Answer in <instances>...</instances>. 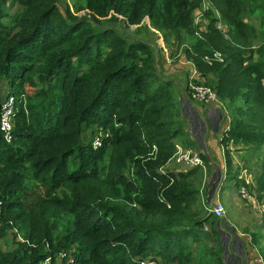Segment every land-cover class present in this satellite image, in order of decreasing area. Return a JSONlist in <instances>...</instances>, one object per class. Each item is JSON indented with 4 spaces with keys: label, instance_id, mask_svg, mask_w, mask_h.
<instances>
[{
    "label": "trees",
    "instance_id": "16d2710c",
    "mask_svg": "<svg viewBox=\"0 0 264 264\" xmlns=\"http://www.w3.org/2000/svg\"><path fill=\"white\" fill-rule=\"evenodd\" d=\"M245 11L264 31V0H0V264H41L59 250L75 264H194L197 228L216 216L192 209L200 192L188 178L201 166L166 168L187 136L182 100L152 45L115 26L147 18L165 41L189 37L188 58L235 114L221 142L264 150V42L248 48Z\"/></svg>",
    "mask_w": 264,
    "mask_h": 264
},
{
    "label": "rangeland",
    "instance_id": "374dc122",
    "mask_svg": "<svg viewBox=\"0 0 264 264\" xmlns=\"http://www.w3.org/2000/svg\"><path fill=\"white\" fill-rule=\"evenodd\" d=\"M63 2L65 4V0ZM242 17L253 29L249 32L247 39L248 48L257 50L264 42V31H261L260 25L263 20L260 16L247 11L242 14ZM199 21L201 35L207 30L208 20L202 16L200 18L196 16L195 22ZM115 27L131 39H140L152 45L159 73L175 82L173 86L175 96L177 100L179 97L182 102L184 100L181 104L182 109L188 113H195L194 107L198 109L195 103L202 109L204 122L201 121V123L207 128L206 141L211 138V146L204 150L207 144L203 143L200 136L199 141L191 139L189 142L184 136L176 138L175 141H183L187 145L184 147H191L210 158L209 162L203 159L201 168H197L188 178L193 187L200 192V197L195 201L192 209L200 211L205 216L214 213L210 210L214 200L208 191L218 186L217 188L220 191L223 189L222 192H224L221 199L225 203V212L219 218L212 217L210 223L197 228L199 240L191 243L194 251V264H212V259L220 254H223L225 258L224 264H264V150H259L254 143L247 145L232 141L225 146L221 142L223 132L230 127L235 114L232 113V107L219 99L207 105L192 98L187 83L194 64L185 52L190 42L189 37L185 36L182 42L173 37L170 41H165L162 32L155 28L147 18L138 26L130 25L129 27L118 23ZM214 53L216 58L221 56L220 51ZM257 57L258 55L255 56L256 59ZM208 82L211 81L208 80ZM2 85L5 90V83L2 82ZM213 107H219L220 110H209ZM208 113L210 119H208ZM182 115L184 118L183 113ZM261 123H263V118L258 121L259 125ZM215 129L221 131L220 137H216ZM90 134L91 130L88 129L84 134L85 141L90 140ZM171 165L167 163L166 167L174 168L173 170L177 168ZM241 180L245 181V185L240 183ZM212 209H214V204ZM9 239L12 240L10 237ZM6 240L1 242L2 249L4 251L13 250L16 246L14 240L8 241V237ZM72 248L74 249L75 246Z\"/></svg>",
    "mask_w": 264,
    "mask_h": 264
},
{
    "label": "built area",
    "instance_id": "2783aa9c",
    "mask_svg": "<svg viewBox=\"0 0 264 264\" xmlns=\"http://www.w3.org/2000/svg\"><path fill=\"white\" fill-rule=\"evenodd\" d=\"M207 8V6H203V10H197L196 16L200 18L203 15V11ZM221 27V26H220ZM187 88L190 90V94L194 100L200 101V103L212 104L211 102H215L218 100V96L215 90L206 85L204 79L199 72V70L193 65L191 68L190 75L188 77ZM16 112L15 107V99L13 96H8L5 101L2 103V113H1V128L5 132V135L8 139L11 137V130L13 125V116ZM104 131H99L94 139L93 145L94 147H98L101 145L102 137L104 136ZM177 151L174 156L169 161V165L172 167H176L175 171H186L195 166L203 165V158L199 151L191 148L184 147L179 143L176 144ZM167 168V167H166ZM165 168V169H166ZM173 170V169H171ZM167 171V169L165 170ZM244 188V187H243ZM214 204V209H212V205ZM215 216L219 218L225 212V204L219 200H214L211 203V209ZM19 239L24 241V239L19 235ZM257 256V255H256ZM255 256V257H256ZM76 260L73 256L72 251L68 253L64 252V250H59L58 253L51 254L46 256L41 264H75ZM142 264H157L156 261H143Z\"/></svg>",
    "mask_w": 264,
    "mask_h": 264
},
{
    "label": "crops",
    "instance_id": "0c3cea01",
    "mask_svg": "<svg viewBox=\"0 0 264 264\" xmlns=\"http://www.w3.org/2000/svg\"><path fill=\"white\" fill-rule=\"evenodd\" d=\"M184 103V100L182 102V104ZM198 109L195 108V113L190 112L188 113L185 109H183V114H184V118H182V126L183 129L185 130V132L187 133V139L190 142V140H195V141H199V136L201 137L203 143L205 142V144H207V148H203L204 150H207L208 147L211 146V138L209 141H206V137L208 136V132H207V128L206 126H202V122L203 118H202V109L200 107H198V104L195 103ZM207 110V109H206ZM209 110H220L219 107H213L210 108ZM186 111V112H185ZM209 113H208V119H210L209 117ZM216 133V137H220L221 135V131H218L217 129H215ZM211 135V134H210ZM211 137V136H210ZM180 144H182L183 146H187L186 144H184V142L182 141H176ZM217 160L219 158H216ZM218 186H215L214 188H211L210 191H208V194L212 197V199H220L223 203L224 201L221 199L223 198L224 192H222V190L220 191V189L217 188ZM222 196V197H221ZM211 199V200H212ZM225 204V203H224ZM232 231L235 233V230L232 229Z\"/></svg>",
    "mask_w": 264,
    "mask_h": 264
},
{
    "label": "clouds",
    "instance_id": "9594fccd",
    "mask_svg": "<svg viewBox=\"0 0 264 264\" xmlns=\"http://www.w3.org/2000/svg\"><path fill=\"white\" fill-rule=\"evenodd\" d=\"M214 200H215V199H214ZM219 200H220V199H219ZM15 231H16V230H15ZM19 235L22 237V235L19 233V234H17V238H16L17 240H16V239H13V238H12V240H14V242H15V240H16V241H20V242H22V243H26L27 245H30L29 241L26 240L25 238L22 237V238L24 239V241L20 240V239H19ZM51 254H55V252H53V253H49L48 255H51ZM48 255H47V256H48ZM44 258H45V257H44Z\"/></svg>",
    "mask_w": 264,
    "mask_h": 264
}]
</instances>
